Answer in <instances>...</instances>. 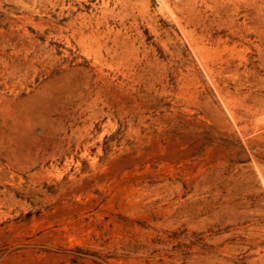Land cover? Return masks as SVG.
<instances>
[{
    "label": "rangeland",
    "instance_id": "rangeland-1",
    "mask_svg": "<svg viewBox=\"0 0 264 264\" xmlns=\"http://www.w3.org/2000/svg\"><path fill=\"white\" fill-rule=\"evenodd\" d=\"M0 264H264V0H0Z\"/></svg>",
    "mask_w": 264,
    "mask_h": 264
}]
</instances>
